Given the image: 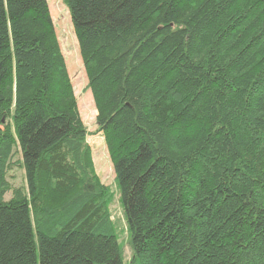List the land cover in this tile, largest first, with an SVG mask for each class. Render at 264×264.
<instances>
[{"label": "trees", "instance_id": "1", "mask_svg": "<svg viewBox=\"0 0 264 264\" xmlns=\"http://www.w3.org/2000/svg\"><path fill=\"white\" fill-rule=\"evenodd\" d=\"M66 3L125 222L48 0H0V264H264V0Z\"/></svg>", "mask_w": 264, "mask_h": 264}, {"label": "rangeland", "instance_id": "2", "mask_svg": "<svg viewBox=\"0 0 264 264\" xmlns=\"http://www.w3.org/2000/svg\"><path fill=\"white\" fill-rule=\"evenodd\" d=\"M49 9L56 25L57 35L60 41L62 51L65 55L68 72L74 85L75 94L78 98V108L82 120L90 129L87 141L90 144L93 154L96 170L101 180L109 185L115 193L116 202L113 204L114 215H117L121 221L124 220V213L120 201V194L116 182V175L113 164L107 152L102 132L97 130L96 125V107L91 90L88 88V79L83 67V62L79 53V46L75 36L71 13L66 0H48ZM84 124V125H85ZM21 154L15 156V161L20 159ZM24 170L20 168L13 169L10 173V182L14 186L25 184ZM125 221H123L124 223ZM126 235V232L124 236ZM127 239V237L125 236ZM121 244L124 243V237L121 235ZM124 254L131 257L128 243L124 245ZM128 258V259H129Z\"/></svg>", "mask_w": 264, "mask_h": 264}]
</instances>
